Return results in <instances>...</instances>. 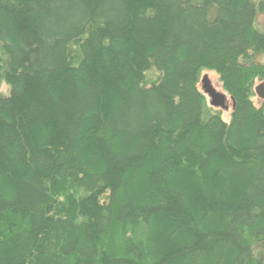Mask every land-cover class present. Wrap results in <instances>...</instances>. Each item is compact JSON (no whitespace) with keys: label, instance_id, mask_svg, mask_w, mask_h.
<instances>
[{"label":"trees","instance_id":"obj_1","mask_svg":"<svg viewBox=\"0 0 264 264\" xmlns=\"http://www.w3.org/2000/svg\"><path fill=\"white\" fill-rule=\"evenodd\" d=\"M260 13L0 0V264H264Z\"/></svg>","mask_w":264,"mask_h":264},{"label":"water","instance_id":"obj_2","mask_svg":"<svg viewBox=\"0 0 264 264\" xmlns=\"http://www.w3.org/2000/svg\"><path fill=\"white\" fill-rule=\"evenodd\" d=\"M200 84L202 91L208 97L211 106L220 109L228 108V98L225 92L217 90L207 74L201 76ZM254 92L260 99H264V81H261L254 86Z\"/></svg>","mask_w":264,"mask_h":264},{"label":"rangeland","instance_id":"obj_3","mask_svg":"<svg viewBox=\"0 0 264 264\" xmlns=\"http://www.w3.org/2000/svg\"><path fill=\"white\" fill-rule=\"evenodd\" d=\"M256 27L259 29V30H264V13H260L257 15V18H256ZM203 74H207L209 76V78L211 79L212 81V84L216 87L217 90L221 91L222 90V85L219 81V77L218 75L215 73V72H212V71H204L201 73V76ZM200 76V78H201ZM259 82H256L255 85H257ZM5 84H2L1 85V89L2 87L4 86ZM7 91V90H6ZM4 90H2V92H6ZM253 102L255 105H258L259 104V101H258V97L255 95L253 98H252ZM228 105H229V102H228ZM221 111V114H222V118L225 120V121H228L229 119V109L228 110H220Z\"/></svg>","mask_w":264,"mask_h":264},{"label":"clouds","instance_id":"obj_4","mask_svg":"<svg viewBox=\"0 0 264 264\" xmlns=\"http://www.w3.org/2000/svg\"><path fill=\"white\" fill-rule=\"evenodd\" d=\"M0 90H4V91H6V90H7V85H4V86L2 87V89H0Z\"/></svg>","mask_w":264,"mask_h":264}]
</instances>
